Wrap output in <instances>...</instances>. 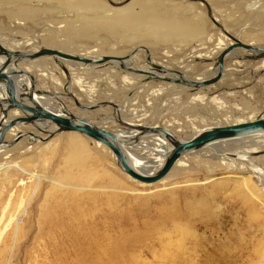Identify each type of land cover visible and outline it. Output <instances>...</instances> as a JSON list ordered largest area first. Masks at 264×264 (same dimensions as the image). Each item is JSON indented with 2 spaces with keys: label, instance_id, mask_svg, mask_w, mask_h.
Returning a JSON list of instances; mask_svg holds the SVG:
<instances>
[{
  "label": "rangeland",
  "instance_id": "374dc122",
  "mask_svg": "<svg viewBox=\"0 0 264 264\" xmlns=\"http://www.w3.org/2000/svg\"><path fill=\"white\" fill-rule=\"evenodd\" d=\"M217 23L264 46V0H0V42H23L9 49L44 46L80 55L98 48L95 54L126 56L144 46L153 63L188 70L191 78L215 74L222 49L214 47L227 36ZM239 53L225 59L229 73L200 90L49 56L18 64L54 108L65 103L69 113L113 132L159 125L187 139L199 129L264 114V57ZM135 56V68H150L145 50ZM196 94L206 98L193 100ZM213 95L222 106L211 102ZM76 98L97 107L83 110ZM21 114L15 109L8 116ZM16 127L41 139L15 141L8 133L12 144L0 152V264H264V158H243L245 142L220 148L238 161L213 158L206 147L160 181L144 183L120 168L110 148L85 135L48 136L32 123ZM71 134L86 149L84 169L68 163ZM147 139H138L136 148L154 158L159 142ZM16 218L21 224L13 233Z\"/></svg>",
  "mask_w": 264,
  "mask_h": 264
},
{
  "label": "water",
  "instance_id": "95a60500",
  "mask_svg": "<svg viewBox=\"0 0 264 264\" xmlns=\"http://www.w3.org/2000/svg\"><path fill=\"white\" fill-rule=\"evenodd\" d=\"M217 26H221L224 33L233 40V43L225 47L220 52L218 57V70L216 71V73L201 80L189 79L180 71L167 70L164 66L152 63L150 51L144 46H138L137 49L145 50L147 63L152 65V67H155L157 71H160L165 76L156 75L154 73L146 71L145 69H135L133 67H128L125 64V60L128 59L130 55H103L100 59H96L92 57H83L76 53L64 52L56 48L44 46H40L36 51L13 50L4 46L0 42V57H4V60L0 64V86L4 88L8 95V98L5 101L6 106L4 105V103L0 102L1 113H3V116H5L7 114V110L12 108L20 109L23 113L22 116L10 120L5 125H2V122L0 121V145L3 144L6 132L17 124L37 122L53 123L57 126L58 132L75 131L82 133L96 141L104 143L113 151L118 163L120 164L119 166L124 172H126L138 181L144 183H155L165 177L170 172L175 162L187 152L201 149L209 144L218 142L220 140L247 136L256 132H264L263 115H260L250 121L213 126L195 135L189 140H179L170 131L162 127H146V130L143 131L145 132L144 134L154 133L157 131L168 134L170 137H172L174 147L168 155L164 165L157 173L143 174L137 171L132 166L131 162L127 157L126 152L122 147L121 142H119L118 135L115 132L109 131L90 120L82 119L76 116L75 114L68 112L56 113L54 111L49 110L34 98L33 91L36 88V82H33L26 94H22L21 92L19 93V89L16 84L15 77L17 75H28L32 79H34V75L18 67L15 68L14 65L17 66V63L22 61L24 62L29 60H35L43 56H49L54 58V60L56 61L57 59L55 58H61L70 62H83L85 64L90 65H98L107 61H120L122 69L130 70L137 74L148 75V77L144 79V82L148 81V79H157L160 81H167L171 83L180 84L194 89H202L206 86L214 85L222 79V77L224 76L225 59L232 51L238 48H242L251 52L252 54H260V56L264 57V46L245 43L237 39L219 23H217ZM173 73L177 75L175 77L169 75ZM76 104L86 111L93 110L97 107V105L95 104L89 107L84 106L78 100H76ZM114 105L116 106V104Z\"/></svg>",
  "mask_w": 264,
  "mask_h": 264
},
{
  "label": "bare ground",
  "instance_id": "6f19581e",
  "mask_svg": "<svg viewBox=\"0 0 264 264\" xmlns=\"http://www.w3.org/2000/svg\"><path fill=\"white\" fill-rule=\"evenodd\" d=\"M227 39H229L230 41H228L227 42ZM4 46H7V47H12V48H14L15 46H20L21 44H23V42H21V41H17L16 43H13V44H11V45H7V44H5L4 42H1ZM30 42L28 41V42H26L25 43V45H28ZM231 43H233V40L230 38V37H228V36H225V39L223 40V39H220L219 40V43L214 47V48H221L222 50L225 48V47H227L228 45H230ZM200 44H202V43H200ZM200 44H198V45H200ZM249 44H253V45H255V43L254 42H250ZM39 48V46L36 48V49H33V50H31V51H36L37 49ZM214 48H212L211 50L213 51V49ZM98 49V48H97ZM97 49H95V48H88L87 50H86V52L85 53H80V55L81 56H83V57H92V58H96V59H100L103 55H99V54H95V51L97 50ZM139 50H141V49H136L135 51H133L132 53H130L129 55V58L128 59H126L125 60V64L128 66V67H133V68H135L133 65H134V63H136V62H138L139 61V57L138 56H135V53L137 52V51H139ZM211 50H209V53L206 55V54H204V55H206L207 57H212V55H213V52L211 51ZM240 50H243V51H245V52H249V51H247V50H245V49H242V48H238V49H236V50H234V51H232L226 58H233V57H235V56H237V57H241V54L239 53V51ZM239 53V54H238ZM258 54H255L254 55V57L256 58V56H257ZM251 56V55H250ZM44 57V56H43ZM41 58V57H40ZM252 58H253V56H252ZM57 59V61H59V62H66V63H68V64H70V63H75V64H84L86 67L87 66H92V65H90V64H85V63H83V62H70V61H67V60H64V59H61V58H56ZM218 59V58H217ZM4 60V57H0V64H1V62ZM156 62V61H155ZM153 63V62H152ZM103 66H105V65H107V66H110V67H116V68H120V69H122L121 68V63H120V61H107V62H105V63H101ZM99 65V64H98ZM148 65L150 66V68H147V69H145L146 71H148V72H151V73H154V74H156V75H161V76H163L164 74L163 73H161L160 71H157L156 69H155V67H152V65H150L149 63H148ZM162 66V65H161ZM164 66V65H163ZM166 66L168 67V68H166ZM165 66V68L167 69V70H174V69H169L170 68V66H168V65H166ZM14 67L16 68V67H18V68H20V69H23L22 67H20V65L17 63V66L16 65H14ZM14 67H12V68H14ZM84 67V66H83ZM186 68V67H185ZM227 68V67H226ZM259 68L260 69H264V60H263V62L261 63V65L259 66ZM135 69H138V68H135ZM23 70H25L26 72H28V73H31L30 72V70L29 69H23ZM122 70H125V69H122ZM218 70V62H217V65H216V69H215V73H216V71ZM127 72H128V74L130 73V75H134V74H136L137 75V77L138 78H136L137 80H140L141 78H147L148 77V75H142V74H137V73H135V72H133V71H130V70H126ZM177 71V70H176ZM187 71V72H186ZM181 72V71H180ZM184 72H186V74H184L183 72V74L184 75H186V77L187 78H189V79H198V80H201V79H205V78H207V76H204L203 74H202V76H195V77H193V78H191V77H189V75H188V73H189V71L188 70H185ZM227 73H229L226 69H224V75L225 74H227ZM32 74V73H31ZM234 74V73H233ZM170 76H176L177 74H169ZM165 76V75H164ZM129 77V76H128ZM125 78V79H124ZM124 80L127 82V83H133L134 82V80H131L132 78H126L125 76H124ZM15 80H16V84L18 83V82H20L21 84V86H19L18 84H17V87H18V89H19V93L21 92L22 94H26V92L28 91V89H30V87H31V85L33 84V82H35V79H32L31 77H29L28 75H17L16 77H15ZM150 79H148V81H149ZM24 81V82H23ZM76 81V80H75ZM78 81V80H77ZM76 81V82H77ZM124 81V82H125ZM167 82V81H166ZM26 84V85H22V84ZM145 83V82H144ZM173 84H176V83H173ZM178 86H183V85H180V84H177ZM177 85H175V86H177ZM27 88V89H25V87ZM184 87V86H183ZM187 88H190V87H187ZM210 88V87H209ZM163 90V88H159V89H156V90H153L154 91V93H159L160 94V92ZM200 90V89H199ZM0 91H2L3 93H1V95H0V102H2V103H4V105L6 106V100H7V98H8V95H7V93H6V91L4 90V88L2 87V86H0ZM23 91V92H22ZM38 92V89H37V87L35 88V90L33 91V95H34V98L38 101V102H40L42 105H44L46 108H48L49 110H51V111H54V112H56V113H63V112H68L69 113V110H67L66 108H65V103H61V108H54V107H52L51 106V103L50 104H48L47 102H48V99H49V96H47L48 94H46V93H44V92H41V93H37ZM230 94H235V95H237V94H239V91H235V92H233V93H229V92H225L223 95H225V96H227V95H230ZM235 95H234V97H235ZM220 97V96H219ZM206 97L205 96H202V95H195L192 99L193 100H198V101H202V100H204ZM77 99V98H76ZM78 100V99H77ZM192 102V101H191ZM194 102V101H193ZM192 102V103H193ZM211 102H214V103H218V104H220L219 106H222V104L221 103H223V101H221L219 98H217V96H214L213 95V97L211 98ZM204 103V102H203ZM212 104V103H211ZM210 104V105H211ZM82 105H84V106H87V107H89L88 105H85V104H82ZM92 105H94V104H92ZM91 105V106H92ZM216 108V107H215ZM15 109H17V108H12V109H8L7 110V114L5 115V116H3V113H1V115H0V121L2 122V125H5V124H7L10 120H12V119H15V118H17V117H19V116H22L23 115V113L21 114V115H18V116H16V117H14V118H11V119H9V116L8 115H11V113H12V110H15ZM119 109L121 110L122 108H120L119 107ZM18 110H20V109H18ZM84 110V109H83ZM21 111V110H20ZM90 111V110H89ZM91 112V111H90ZM16 113V112H15ZM135 114V113H134ZM15 115V114H14ZM136 115V114H135ZM262 115L264 116V114L262 113ZM76 116H78V115H76ZM3 117V118H2ZM79 117V116H78ZM80 118H82V117H80ZM82 119H85V118H82ZM255 119V118H254ZM86 120H88V119H86ZM250 120H253V118H250V119H237V120H235V122H233V123H231V124H235V123H240V122H244V121H250ZM25 124V123H24ZM24 124H17V125H15V126H13L12 128H10L7 132H6V135H5V138H4V141H3V144H1L0 145V152L2 151V150H4V148L5 147H7V146H10L12 143H10V142H8L7 140H6V137H7V134L11 131L12 133H14V135L16 136L15 138H14V140L16 141H18V139L19 138H21V137H23V136H25L26 134H25V132H23V131H21L19 128H17L16 126H19V125H24ZM28 124H30V123H28ZM32 124H34V125H36L37 126V128L38 129H40V130H42V131H48L50 134L48 135V136H51V135H55V134H60V133H62V132H72V133H75V131H62V132H58V130H57V126L55 125V124H53V123H43V122H37V123H32ZM127 124H129V123H127ZM129 125H131V124H129ZM134 125H139V126H137V127H139V129H130L131 131H128V130H121L120 132H115L117 135H118V139H119V142H121V144H122V147H123V149H124V151L126 152V154H127V157H128V159H129V161L131 162V164H132V166L137 170V171H139V172H141V173H143V174H155V173H157L161 168H162V166L164 165V163H165V161H166V159H167V157H168V155L170 154V152L172 151V149H173V142H172V137H170L168 134H166V133H164V132H160V131H157V132H154V133H149V134H144V133H142L143 131H145L146 130V127H160L159 125H153V126H142L141 124H133L132 126H134ZM170 124L168 123L167 124V126H169ZM219 125V124H218ZM218 125H215V126H218ZM226 125H228V124H226ZM100 126H102V125H100ZM103 127V126H102ZM211 127H213V126H210V127H208V128H205V129H199V130H197L196 132H195V134L194 135H192L191 137H188L187 139H180V138H178L175 134H173L171 131V133L173 134V135H175L179 140H189V139H191V138H193L195 135H197V134H199V133H201L202 131H204V130H206V129H209V128H211ZM103 128H105V127H103ZM145 128V129H144ZM163 128V127H162ZM106 129V128H105ZM164 129H166V128H164ZM108 130V129H107ZM166 130H168V129H166ZM110 131V130H109ZM169 131V130H168ZM37 133V132H36ZM36 133H29V134H27L26 135V137H27V139H31V140H34V141H37L38 139L40 140L41 138L40 137H37L36 136ZM77 133H79V132H77ZM142 133V134H141ZM63 134V133H62ZM80 134H82V133H80ZM75 135V134H74ZM82 135H84V134H82ZM71 137H69V142H68V145H69V147H68V145H67V148H68V152H67V154H66V156L69 158L68 159V163H69V165H70V167H71V170H73L74 168H85V166H86V161H85V157H87V152H86V149L84 148V146H83V142L79 139V138H77V137H74L73 136V134H71L70 135ZM86 136V135H85ZM88 137V136H87ZM90 138V137H89ZM140 138H142V139H144V138H148L147 140H150V139H155V140H158V144L159 145H157L156 146V148H155V156H154V158H149L150 156H148L147 154H143V152H140L139 150H138V148H136V145H135V143H136V141L139 139L140 140ZM92 139V138H91ZM94 140V139H93ZM96 141V140H95ZM235 141H242V142H245V144L244 145H246V147L244 148H242V145H241V152H239V153H241L240 155L243 157V158H250V159H252L253 161H257V159H259V158H264V154L262 153L263 151H264V147H260V146H255V147H253V145H257V144H255V142H258V143H260V142H264V132H256V133H254V134H251V135H247V136H241V137H237V138H231V139H225V140H220V141H218V142H214V143H212V144H209V145H207V146H205V147H203V148H212L213 149V151H212V157L214 158V157H218V155L220 154H227V155H229L228 157H226L227 159H229V160H240V158H235V157H233L234 155H235V153L231 150L230 152H226V153H220V152H223L224 150H220V148H222V146L224 145V144H226V143H233V142H235ZM241 142V143H242ZM246 142H248V143H246ZM97 143L99 144V145H101V144H104V143H102V142H100V141H97ZM150 143V142H149ZM105 145V144H104ZM107 146V145H106ZM148 147H150L149 145H147ZM108 147V146H107ZM217 147V148H216ZM109 148V147H108ZM203 148H201V149H203ZM229 149V148H228ZM111 150V149H110ZM198 150H200V149H198ZM220 150V151H219ZM112 151V150H111ZM197 152V150H193V151H190V152H187V153H185V154H183L176 162H175V164L174 165H178V164H180V163H183V160H184V158L186 157V155L187 154H191V153H193V152ZM113 152V151H112ZM150 152V151H149ZM225 152V151H224ZM165 153H166V155H165ZM239 153H237V154H239ZM114 154V153H113ZM253 154H255V155H253ZM256 154H260V155H256ZM165 155V156H164ZM239 155V156H240ZM164 156V157H163ZM232 156V157H231ZM114 157H115V159L117 160V158H116V156L114 155ZM163 157V158H162ZM238 157V156H237ZM162 158V159H161ZM153 159H160V160H158L159 161V163H157V164H155L153 161ZM226 159V160H227ZM117 163H118V161H117ZM118 165H120L119 163H118ZM173 165V166H174ZM121 168V167H120ZM245 168V167H244ZM254 168V167H253ZM122 169V168H121ZM172 169V168H171ZM253 170V169H252ZM253 172H254V170H253ZM133 178V177H132ZM164 178V177H163ZM162 178V179H163ZM249 179V178H248ZM248 179H247V181H248ZM161 180V179H160ZM159 180V181H160ZM141 182V181H140ZM158 182V181H157ZM249 183H251L250 181H249ZM254 188V187H253ZM252 189H250V191H251ZM253 194H254V192H253ZM23 214V213H22ZM21 216L22 215H19L18 214V218H21ZM18 218H16L17 220H15V223H14V225H13V233H15L17 230H18V228H19V226H20V224H21V220L20 219H18ZM14 248V247H13ZM2 248L0 247V250H1ZM10 254V253H9ZM11 257V256H10ZM98 260H100V259H98ZM80 261H81V259H80ZM103 261V260H102ZM84 263V262H83ZM103 263V262H102ZM101 263V261H97L96 262V264H102ZM4 264H9V262H5Z\"/></svg>",
  "mask_w": 264,
  "mask_h": 264
},
{
  "label": "crops",
  "instance_id": "0c3cea01",
  "mask_svg": "<svg viewBox=\"0 0 264 264\" xmlns=\"http://www.w3.org/2000/svg\"><path fill=\"white\" fill-rule=\"evenodd\" d=\"M23 82H24V81H23ZM17 84H18L19 86H21V85H20V84H21L20 82H18ZM22 85H26V84L23 83ZM24 87H25V86H24ZM25 89H27V88L25 87ZM1 93H3V92L0 91V95H1ZM9 119H10V118H9ZM9 133H12V132L10 131ZM12 134H14V133H12Z\"/></svg>",
  "mask_w": 264,
  "mask_h": 264
}]
</instances>
